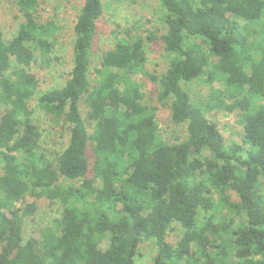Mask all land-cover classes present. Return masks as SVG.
<instances>
[{"label":"trees","instance_id":"1","mask_svg":"<svg viewBox=\"0 0 264 264\" xmlns=\"http://www.w3.org/2000/svg\"><path fill=\"white\" fill-rule=\"evenodd\" d=\"M14 1L23 22L10 41L0 32V264H136L146 243L152 264H264V0H160L167 70L149 74L145 39L127 35L96 78L105 6L81 0L69 78L41 94L27 68L48 60L57 29L38 21V0ZM140 76L186 138L164 137ZM195 84L208 100L192 96ZM36 97L67 127L55 160L41 151ZM223 108L240 111L241 145L227 146L208 117ZM29 197L62 211L24 241L37 212Z\"/></svg>","mask_w":264,"mask_h":264},{"label":"rangeland","instance_id":"2","mask_svg":"<svg viewBox=\"0 0 264 264\" xmlns=\"http://www.w3.org/2000/svg\"><path fill=\"white\" fill-rule=\"evenodd\" d=\"M40 3L37 18L46 24L52 23L56 29V43L47 61L39 59L28 67L29 73L39 80V93L53 88L62 87L68 80L73 68V44L75 40L74 26L82 8L81 0H38ZM105 11L98 22L95 45L93 49L92 76L96 78V70L100 68L104 55L112 50L119 39L127 35L140 36L146 41V71L160 76L168 68L162 36L165 33L161 21L162 9L160 0H103ZM23 22L14 0H0V32L10 41ZM15 66V65H14ZM144 83L143 99L141 103L149 107H158L157 120L160 129L167 140L174 141L177 137L186 138L185 126H177L171 121L170 110L159 103L158 85L148 78L139 77ZM218 90H223L220 83H216ZM192 96L208 100L210 90L205 85L195 84ZM230 104V103H229ZM34 121L41 128V151L51 160L66 148L69 134L66 126L56 124L39 107L38 97L31 102ZM5 111L0 110V117ZM82 113L86 118L87 109L82 106ZM217 124L227 146L241 145L244 128L240 121V111L230 112L227 108L217 109L208 115ZM90 166L92 168L94 155L89 150ZM36 203L37 212L32 219H28L24 228V241L38 238L40 231L51 226L53 221L61 216L62 207L51 204L46 199L27 198L26 203ZM24 207V205H23ZM178 237L173 236V241ZM106 244L103 245V248ZM157 248L154 243L144 244L138 251L136 264H152Z\"/></svg>","mask_w":264,"mask_h":264}]
</instances>
